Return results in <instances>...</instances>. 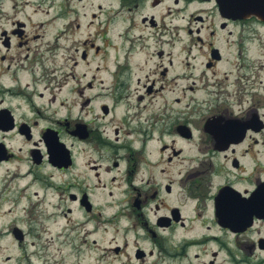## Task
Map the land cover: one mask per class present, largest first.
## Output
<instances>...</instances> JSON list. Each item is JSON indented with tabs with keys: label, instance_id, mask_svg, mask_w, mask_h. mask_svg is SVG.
<instances>
[{
	"label": "flooded vegetation",
	"instance_id": "flooded-vegetation-1",
	"mask_svg": "<svg viewBox=\"0 0 264 264\" xmlns=\"http://www.w3.org/2000/svg\"><path fill=\"white\" fill-rule=\"evenodd\" d=\"M9 1L0 264H264V0Z\"/></svg>",
	"mask_w": 264,
	"mask_h": 264
},
{
	"label": "rangeland",
	"instance_id": "rangeland-1",
	"mask_svg": "<svg viewBox=\"0 0 264 264\" xmlns=\"http://www.w3.org/2000/svg\"><path fill=\"white\" fill-rule=\"evenodd\" d=\"M12 4H13L12 0H10L9 2H7V4L5 5V9H7V10H13V8H12ZM43 7H46V5H43ZM49 9H50V10H53L54 7H50ZM36 14H37V15L35 16V19H36V20H37V19H40V18H44V17L46 16V15H44V14H40V12H37ZM216 21H218V20H216ZM210 23H212V22H210L209 20H207V21L204 22V26H206L207 24H210ZM215 23H216V22H215ZM75 29H76V27H75ZM81 31H82V30H81ZM81 31L78 30L77 32H78V33H82ZM78 33H77V34H78ZM83 33H85V32H83ZM263 38H264V37H263ZM257 43H259V41H258ZM171 50H172V49H171ZM251 57H252V59L262 58L263 63H264V42H263V41H260L258 48L255 49L254 56H251ZM229 58H231V57H229ZM92 68H93V67H92ZM252 70L255 71V70H256V67L253 66V67H252ZM187 83H188V80H185V81H184V80H179V82H178L177 85H178V87H180V88L182 89L183 85L185 86ZM177 85H176V86H177ZM183 93H184V92H181L180 95L183 94ZM185 93H186V90H185ZM163 98H164V96H163ZM161 99H162V95H161V97H160V95H159V96L156 97V99H155V98H150V99L145 100L144 102H145L146 105H147V102H149V105H150V106H151L152 104H154V105H158L159 102L161 101ZM132 102H133V103L136 102L135 94L132 95ZM149 108H150L149 106L145 107L141 119H143L145 112L149 111ZM135 110H137V109H135ZM125 112H126V110L124 109V107H121V106H117V108H116V110H115V113H116L117 115L124 114ZM132 113H133V111H132ZM128 114H129V113H128ZM198 133H199V132H198ZM55 246H58V244H55ZM53 250H54V249H53ZM54 251H56V250H54ZM127 251H128V250H127ZM72 260H74V257H73V258H72V257H69V258H68V262H69V264H71ZM74 261H75V260H74Z\"/></svg>",
	"mask_w": 264,
	"mask_h": 264
},
{
	"label": "water",
	"instance_id": "water-1",
	"mask_svg": "<svg viewBox=\"0 0 264 264\" xmlns=\"http://www.w3.org/2000/svg\"><path fill=\"white\" fill-rule=\"evenodd\" d=\"M235 11V9H233Z\"/></svg>",
	"mask_w": 264,
	"mask_h": 264
}]
</instances>
